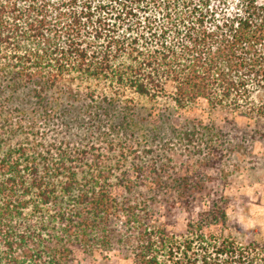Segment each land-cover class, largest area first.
<instances>
[{
	"label": "trees",
	"instance_id": "trees-1",
	"mask_svg": "<svg viewBox=\"0 0 264 264\" xmlns=\"http://www.w3.org/2000/svg\"><path fill=\"white\" fill-rule=\"evenodd\" d=\"M2 76V109L17 93L41 99L58 88L69 98L76 85L90 102L115 103L126 91L166 97L177 109L204 99L264 125V2L0 0ZM196 134L177 136L202 162L211 148L202 155ZM255 135L264 143V126ZM118 150L0 138V264H75L76 252L96 250H117L134 264H264L263 244L210 230L226 223L222 196L209 194L191 219L206 176L181 175L171 159L142 165L137 149L130 160ZM159 204L187 212L182 233L153 218Z\"/></svg>",
	"mask_w": 264,
	"mask_h": 264
},
{
	"label": "rangeland",
	"instance_id": "rangeland-1",
	"mask_svg": "<svg viewBox=\"0 0 264 264\" xmlns=\"http://www.w3.org/2000/svg\"><path fill=\"white\" fill-rule=\"evenodd\" d=\"M7 81L8 76L0 77L2 90L8 86ZM71 88L69 98L58 88L45 91L41 99L17 93L22 105L15 100L6 109H2V101L8 93L1 91L0 138L12 145L60 144L66 150L111 143L118 151L124 148L129 160L137 149L145 162L141 161L142 165L147 164L146 160L162 163L171 159L181 175L196 171L207 178L206 190L194 196L191 219L195 220L197 213L206 209L209 194L222 196L227 201L226 223L210 230L238 242L251 239L264 245V143L255 135V130L264 125L237 112L226 115L220 108H210L204 99H198L187 109H177L166 97L151 101L126 91L117 102L109 104L102 103L100 98L86 100L84 86ZM171 91L168 85L167 94ZM21 108L26 110L24 115ZM17 123L20 125L16 126ZM11 129L15 133L8 136L6 131ZM186 130L197 132L194 142L200 147L198 150L210 145L208 159L200 162L185 151L186 141L177 134ZM135 142L140 144L136 146ZM205 152L208 150H203L202 155ZM153 218L179 234L189 216L180 206L168 211L159 204ZM75 258V264H134L117 250H96L90 257L76 252Z\"/></svg>",
	"mask_w": 264,
	"mask_h": 264
}]
</instances>
